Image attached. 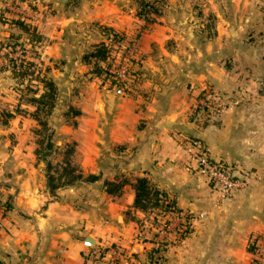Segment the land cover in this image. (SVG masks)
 <instances>
[{
    "label": "crops",
    "instance_id": "0c3cea01",
    "mask_svg": "<svg viewBox=\"0 0 264 264\" xmlns=\"http://www.w3.org/2000/svg\"><path fill=\"white\" fill-rule=\"evenodd\" d=\"M189 1L195 0H167L155 20L146 22L134 0H54L60 16H79L125 34L140 29L137 89L126 93L112 87L90 94L75 129L76 138L84 136L89 144L100 140L103 147L119 146L117 152L99 153L90 147L84 171L124 183L118 193L99 190V179L50 192L34 152L36 142L27 136L33 121L24 115L0 120V264H85L84 254L92 248L86 245L88 236L93 247L112 241L127 246L137 234L147 240L134 245L142 249L129 264H254L249 239L264 233L262 0H196L197 11L181 4ZM206 82L237 102L200 120L191 106ZM107 112L111 119L100 120ZM189 135L201 140L213 158L252 170L248 184L218 198L188 165ZM137 176L165 190L177 211L190 219L187 234L180 240L166 238L159 257L149 250L155 228L142 219L152 214L133 206Z\"/></svg>",
    "mask_w": 264,
    "mask_h": 264
},
{
    "label": "rangeland",
    "instance_id": "374dc122",
    "mask_svg": "<svg viewBox=\"0 0 264 264\" xmlns=\"http://www.w3.org/2000/svg\"><path fill=\"white\" fill-rule=\"evenodd\" d=\"M134 2L137 11V0H134ZM166 2L167 0H163V2L160 3L161 8L164 7ZM261 2L262 3L259 2V4H262L264 9V0ZM181 4L185 7H191V9L195 11H197L198 8L200 9V5L196 3V0L194 3L189 1L188 4L186 2H182ZM58 7L59 4L54 3V0H0V108H3V110H5L4 108L15 110V105L20 104V106L27 109V111L32 110L33 105L30 98L27 95L22 97L18 94L21 90H23V92H31V90L36 89L40 92L43 88V83L39 80L40 76H42L41 74L52 78L56 86V97L54 107L52 108L47 121L50 128L53 130V146L46 158H42L39 161L42 162L43 165L45 180L47 179V174H51L55 178L51 181V185L57 184L60 185V187H67L71 185L61 184V182H65L63 177H65V179L67 178L63 175V167L66 162H69L71 167L81 171L83 174H87L82 167V162H84L83 158L85 152H90V147L93 150L95 149L98 153L101 151L117 152L119 150V146L116 144L103 147L105 145L104 143H101L100 140H96L95 145H93L89 144L84 136L82 137L78 134L82 139L76 138L77 135L75 129L81 122V105L85 106V99L90 94H99L112 87V90L121 89L126 93H128L127 90H129V87L131 86H133L132 92L137 88L135 85L128 83L132 81L131 79L122 80L117 77L120 79L118 82L110 83V79H108V76L105 75L104 72L98 73L96 71L97 61L94 57H89L87 59L83 58V55L86 52H89L96 41L105 36L106 33L102 31L103 29L101 26L95 21L84 22L85 20L79 16L71 18L60 16L56 11V8ZM15 19L22 21L26 20V22L30 24V28L31 26H34V28L37 29L41 38L32 42L30 39L32 28L30 30H25L23 25L14 21ZM72 23H76V25H73ZM62 25L67 26L68 31L62 33L58 32L57 30ZM139 30L130 34H125V37H127V43L130 42L129 46L131 43L132 45L135 44V50L132 54L126 53V47L124 48V46H121L116 41H111L109 44L110 52L108 60L115 64H119V68L125 62V64H128L126 72L132 71L133 69L137 70V68L140 69L137 64L142 58V53L138 50L140 42ZM61 39H64V41ZM67 40H70V42ZM126 41L124 44H126ZM124 56H127L129 59H124V62H122ZM13 62L16 64V67H19L20 64L28 66V62H31L29 65L30 69L27 73H24L25 71L22 67H19V69H16L17 71H14L12 68ZM98 64L101 66L103 63L99 60ZM38 73L40 74L39 77ZM204 86H209L211 91H217L224 95L226 99H230V97L216 89L212 83L206 82L205 85L203 84V87ZM203 87L196 94V100L191 106V113L193 112L194 117L200 120H203L205 116L209 118V116H216L223 112H210L199 106L200 104L198 103V100L203 97ZM102 101L103 97L100 100L98 99L97 102L102 105ZM109 101L110 104H108V106L111 105L114 99H110ZM76 110H79L80 112L78 113ZM0 115L2 116L0 117V120L9 119L3 111H1ZM19 115H24L25 117H28V120L33 121L27 136H31L35 141L37 138L36 133H34L36 121L32 118L30 113H15L13 116L18 117ZM111 117L112 113L107 112L105 113V116H102L101 119L99 117L98 119L104 121L111 119ZM80 131L82 133L85 132L84 129H81ZM98 131L101 133L100 130ZM22 135H24V133H22ZM13 136H15V134H13ZM88 139L94 141L92 137H89ZM44 145L45 143L41 145L43 150H45ZM102 164L100 161L98 162V166L101 167ZM60 176H62V178H60ZM98 176V189L101 190V188L104 187V180H106V178L103 179L100 172L98 173ZM81 181L78 180L73 182L72 185H80ZM45 184L48 187L47 183ZM53 188L51 189L54 190L55 188ZM142 219H146V221L151 224V227H156V225L152 223V218L148 217V215H145ZM118 221L122 222V218H119ZM145 228H148V225ZM91 233H93L94 237H98L101 242L102 237L99 235L100 231L94 229ZM134 237H136V239L129 241L127 246H123L116 241L98 243L95 247L87 243L86 245L92 247V249L88 250H94V252H97L102 248L118 245L125 248L127 252L132 255L134 252H138L142 249L140 248L136 250L134 245H141L140 241L147 240V238L143 237V234H137L136 236L134 235ZM163 248L164 244H159L157 250H152V246L149 250L153 255H156L158 252L162 251ZM131 255L129 258H131Z\"/></svg>",
    "mask_w": 264,
    "mask_h": 264
},
{
    "label": "trees",
    "instance_id": "16d2710c",
    "mask_svg": "<svg viewBox=\"0 0 264 264\" xmlns=\"http://www.w3.org/2000/svg\"><path fill=\"white\" fill-rule=\"evenodd\" d=\"M163 0H137L138 8H137V15L144 19L146 22H151L155 20V14H158L161 9V4ZM159 3V4H158ZM17 23H20L23 25L25 30H30L32 34H30V39L32 42H35L37 39L41 38L40 34L37 32V29L34 28V26H31L26 20H14ZM102 31L106 33V35L109 38V41H100L95 43L92 46V49L89 52H86L83 55L84 59H87L89 57H94L97 61L96 64V71L98 73L104 72L105 75L108 76V79H110V83H116L120 79H118L116 75V70L119 67V64H115L111 61H109V47L111 41L118 42L121 46L126 47V49L129 47V43H127V37H125V33L121 31H115L109 26H102ZM126 41V44L124 42ZM101 60L103 64H98V61ZM31 62H28V66H24V64H20L19 67H22L24 69V73H27L30 69ZM19 67H16V64H12V68L14 71H17L16 69H19ZM25 67V68H24ZM29 75V74H28ZM38 73V77H39ZM39 80L43 83V88L40 92L38 90L33 89L31 92H23V90L20 91L18 94L19 96L24 97L27 95L30 100L32 101L33 109L30 111H27V109H24L20 106V104L15 105V110L12 109H5L2 110L5 115L8 117H12L15 113H30L32 118L36 121V126L34 128V133H36L37 138L35 140L36 147H35V154L38 160L42 158H46V156L49 154L52 146H53V130L50 128L47 118L50 115V112L52 108L54 107L55 103V97H56V86L52 78L46 77L44 74H41ZM128 78L127 80H132L131 82H128L131 85H135L139 82V78L141 77V70L137 68V70H132L127 72ZM133 86L129 87V90H127L128 93H132ZM12 110V111H11ZM76 112H80L79 110H76ZM6 116V117H7ZM4 121H7V119ZM189 138L191 140H199L195 136H190ZM45 143L44 147L45 150L41 147V145ZM49 166V164H48ZM63 175H65L67 178H64L65 182H61V184H69L72 185L73 182H76L78 180H85V181H94L99 178L98 174L95 173H87L83 174L81 171L75 169L74 167L70 166L69 162H66L65 166L63 167ZM62 178V176H60ZM54 176L51 174H47L46 183L48 185V188L50 192H54L57 187H60V185H51V181H53ZM124 183V179H114V180H104V187L107 192L110 193H118L121 189L122 184ZM132 186L135 191L134 200H133V206L135 208H138L142 211H144L146 214H152V223L156 226H160L162 222L160 221V218L158 215H163L166 212L170 210L177 211L178 208L176 207L174 201L169 198L165 190L158 188L152 181H150L146 176H137L132 181ZM55 189H54V188ZM53 188L54 190H52ZM1 212V211H0ZM132 218L136 219L139 225L143 224V220L140 218H135L132 216ZM146 220V219H145ZM164 223V222H163ZM141 230V229H140ZM156 234V232H155ZM153 243V240H151ZM166 240H162L160 244H165ZM249 247L251 250H253V245L249 244ZM92 249V248H89ZM158 245L153 244L152 250H157ZM91 251V250H89ZM87 253L84 255L86 256Z\"/></svg>",
    "mask_w": 264,
    "mask_h": 264
},
{
    "label": "built area",
    "instance_id": "2783aa9c",
    "mask_svg": "<svg viewBox=\"0 0 264 264\" xmlns=\"http://www.w3.org/2000/svg\"><path fill=\"white\" fill-rule=\"evenodd\" d=\"M135 44L126 49V53L132 54L135 50ZM124 59H129L124 56ZM128 64L125 62L118 67L116 75L125 80L127 75ZM203 97L198 100L199 106L210 112L219 113L237 102L234 99H226L224 95L217 91H211L209 86L202 89ZM185 149L189 154V167L202 176L215 192L218 198H228L237 191L243 189L251 179L253 172L247 168H237L221 159L213 158L201 142V140H191L186 137ZM169 214V215H168ZM177 216L175 221L171 215ZM162 224L156 226V235L153 238V244L159 245L162 240L171 236L175 240L182 239L189 230V217L181 215L178 211L170 210L163 215H158ZM3 215L0 212V228L3 227ZM164 222V223H163ZM249 244L253 245L254 264H264V233L254 234L249 239ZM130 253L122 246H112L102 248L97 252L88 251L85 257V264H129Z\"/></svg>",
    "mask_w": 264,
    "mask_h": 264
},
{
    "label": "water",
    "instance_id": "95a60500",
    "mask_svg": "<svg viewBox=\"0 0 264 264\" xmlns=\"http://www.w3.org/2000/svg\"><path fill=\"white\" fill-rule=\"evenodd\" d=\"M86 243L89 244V245H93V243H94L93 238L90 237V236H88V237L86 238Z\"/></svg>",
    "mask_w": 264,
    "mask_h": 264
}]
</instances>
